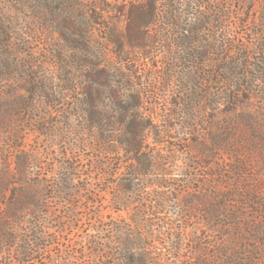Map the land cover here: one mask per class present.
Here are the masks:
<instances>
[{"label": "rangeland", "instance_id": "rangeland-1", "mask_svg": "<svg viewBox=\"0 0 264 264\" xmlns=\"http://www.w3.org/2000/svg\"><path fill=\"white\" fill-rule=\"evenodd\" d=\"M155 1L0 0V264H264V0Z\"/></svg>", "mask_w": 264, "mask_h": 264}, {"label": "trees", "instance_id": "trees-1", "mask_svg": "<svg viewBox=\"0 0 264 264\" xmlns=\"http://www.w3.org/2000/svg\"><path fill=\"white\" fill-rule=\"evenodd\" d=\"M159 1L160 0H156L155 3L152 6H150L151 7V14L153 16L159 15V13L162 11L161 3ZM170 1H172V0H169V3H170ZM196 1L200 4L201 7H206V5H207L205 3V1H203V0H196ZM143 9H144L143 7H139V11H142ZM173 9H174L173 6L172 5H169V10H171V13L172 14H174V10ZM177 13L178 12H176V10H175V15ZM130 16L131 17H134L133 11L130 12ZM151 21H146V22L144 21V22H142L141 25H140V29H146L147 30V28L152 24ZM173 25L178 27L179 24H173ZM204 28H205V26H203V25H195V27L194 26L192 27L191 32H193V34L195 33L196 36H197V35H199L200 33H202L204 31ZM183 31H184V33L185 32L189 33V30L183 29ZM146 38H147V36L145 37V36L142 35L141 38L136 39V41L139 42L138 45L139 46L140 45H142V46L145 45L144 42L147 41V40H145ZM180 40H183V43L186 46H194V44L197 43V40L192 39L191 38V35H189V34H188V36L185 35V34H183V36L180 37ZM142 43H144V44H142ZM263 233H264V231L262 229H259L258 231L255 232V234L258 235V237L260 235H262Z\"/></svg>", "mask_w": 264, "mask_h": 264}]
</instances>
